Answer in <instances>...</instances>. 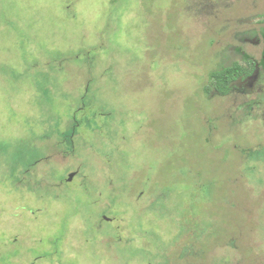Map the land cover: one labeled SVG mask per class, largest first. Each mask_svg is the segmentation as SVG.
I'll return each mask as SVG.
<instances>
[{
	"label": "rangeland",
	"instance_id": "1",
	"mask_svg": "<svg viewBox=\"0 0 264 264\" xmlns=\"http://www.w3.org/2000/svg\"><path fill=\"white\" fill-rule=\"evenodd\" d=\"M263 88L264 0H0V264H264Z\"/></svg>",
	"mask_w": 264,
	"mask_h": 264
},
{
	"label": "trees",
	"instance_id": "2",
	"mask_svg": "<svg viewBox=\"0 0 264 264\" xmlns=\"http://www.w3.org/2000/svg\"><path fill=\"white\" fill-rule=\"evenodd\" d=\"M245 73H247V70L245 69V67L240 65L238 62H233L227 66L220 68L219 70L213 71L210 74V76L214 80L213 83H214V88L216 89V92L218 94L228 96L235 92V89H236L235 83ZM248 101H251V100H248ZM260 102H264V100H259V101L252 100L253 106L256 104H258L257 106H260L261 104Z\"/></svg>",
	"mask_w": 264,
	"mask_h": 264
},
{
	"label": "flooded vegetation",
	"instance_id": "3",
	"mask_svg": "<svg viewBox=\"0 0 264 264\" xmlns=\"http://www.w3.org/2000/svg\"><path fill=\"white\" fill-rule=\"evenodd\" d=\"M261 76V71H260V68L258 67V71H257V75H256V82H257V78H259ZM255 80V79H254ZM264 90V88L262 89ZM261 104H264V102H260ZM260 104V105H261Z\"/></svg>",
	"mask_w": 264,
	"mask_h": 264
},
{
	"label": "water",
	"instance_id": "4",
	"mask_svg": "<svg viewBox=\"0 0 264 264\" xmlns=\"http://www.w3.org/2000/svg\"><path fill=\"white\" fill-rule=\"evenodd\" d=\"M71 177H72V175H71Z\"/></svg>",
	"mask_w": 264,
	"mask_h": 264
}]
</instances>
